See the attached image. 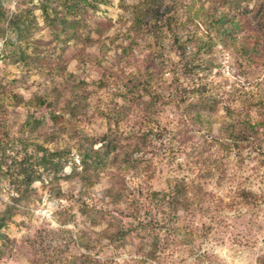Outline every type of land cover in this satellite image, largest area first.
Returning a JSON list of instances; mask_svg holds the SVG:
<instances>
[{"label": "rangeland", "instance_id": "rangeland-1", "mask_svg": "<svg viewBox=\"0 0 264 264\" xmlns=\"http://www.w3.org/2000/svg\"><path fill=\"white\" fill-rule=\"evenodd\" d=\"M210 8L214 0H0V210L16 209L1 231L0 264H34L26 245L36 235L44 237L35 244L39 250L81 237L74 251L132 264L129 243L91 244L106 219L84 207H104V178L117 172L121 158L111 156L101 181L85 191L71 176V163L52 154L80 136L104 134L109 117L119 121V132L147 134L131 154L136 168L123 173L134 187L147 182L164 191L184 180L220 201L211 233L198 241L215 256L213 264H264V138L228 152L220 143L224 107L235 119L264 121V0H238L233 10L244 26L227 45L200 21ZM174 22L177 41L169 31ZM250 30L258 39L248 37ZM179 44L187 69L180 67ZM139 66L157 73L161 98L144 95L125 112L113 88H96ZM178 83L206 86L203 102L210 109L201 115L210 118L191 121L195 105L165 101ZM48 92L49 109L32 106L35 95L43 99ZM52 130L57 136L47 141ZM69 159L78 160L75 149ZM29 174L34 181L26 188ZM240 190L252 193L254 205L239 200ZM143 264L201 263L187 246L172 244L157 261Z\"/></svg>", "mask_w": 264, "mask_h": 264}, {"label": "trees", "instance_id": "trees-1", "mask_svg": "<svg viewBox=\"0 0 264 264\" xmlns=\"http://www.w3.org/2000/svg\"><path fill=\"white\" fill-rule=\"evenodd\" d=\"M237 2L238 0H214L216 8L206 10L204 17L200 19L207 30L217 32L224 45L233 44L235 42L234 32L242 30L244 26L242 19L237 18V15L234 14L236 12L233 7ZM148 12L152 13L150 10ZM140 21L139 18L135 19L137 25L142 24ZM174 25L175 31L172 29L169 31L171 37L177 41V22H174ZM247 33H249L248 37L258 39L259 34L256 30H250ZM257 43L255 40L254 45ZM177 49L179 57L182 59L180 67L187 69V64L183 65V60H185L183 45L179 44ZM125 50H123L124 54ZM172 72L176 74V68H173ZM156 75L157 73H154L153 69L148 66H139L135 68L134 72L116 74L117 77L112 82L109 79L100 80L96 88L104 89L109 86L113 88V96L122 99L121 106L125 111L132 108L134 103L144 95L152 98L162 97L163 90L154 86L156 78H158ZM176 75V79H178L179 75ZM206 94L205 85L184 87L178 83L172 86L167 98L164 97V99L168 103H175L178 108H181L182 105L185 107L195 105L194 114L189 115V119L203 122L204 118L211 117V113L201 115L202 110L209 111L210 109L203 102ZM50 95L48 92L43 99L35 95L31 101L32 106L37 105L38 108L45 106L49 109L52 99ZM223 111L224 117L221 126L226 134L220 138V143L225 151L232 150L233 145H257L258 141L264 138V121L251 122L249 119H235L236 115L231 116L230 114L233 113L228 107H224ZM113 114H117L116 111ZM111 119L110 117L107 119L109 127L99 137L87 139L80 136L75 139L74 144H65L59 152L52 153L55 158L58 157V160L71 163V176L80 183L81 188L85 191L93 189L101 181L100 173H103L111 165V156L121 158L119 167L116 168L117 172L104 178L107 179V185L101 193V204H105L104 207L97 208L96 205L89 207V204H83L84 207L90 208L95 214L106 219L105 228L98 234L97 241L91 242V244L100 243L102 240H107L110 243H129L134 253L132 264L157 261L159 256L165 253L172 244H175L187 246L192 255L196 254V261L199 263L213 264L215 256L207 250H203L198 241L211 233L213 224L217 221L215 213L220 201L205 192L201 186H189L184 180L171 181L168 189L164 191L152 190L147 182L134 187L133 182L127 181L123 173L136 168L137 161L132 160L131 154L134 151L138 152L143 146L147 134L134 130L119 132V121L110 123ZM56 136L57 132L52 130L46 134V139L47 141L53 140ZM180 143L184 144L186 141ZM72 149L78 153L77 161L69 159ZM258 149H261L260 146ZM24 180L22 185L27 188L34 181L33 175L29 174ZM18 192L22 194L20 190ZM237 197L249 205H254L253 195L249 191L240 190ZM17 201L20 199L18 198ZM15 211L16 209H12L10 206L0 210L1 238H5L1 231L11 223ZM43 240V236L36 235L26 245L29 250H32V255L36 259L32 262L34 264H119L113 260L98 259L87 250L84 252L80 249L78 252L74 251L71 245L76 247L78 241L83 244L81 237H75V239L69 237L67 241L57 239L39 250L35 244L38 242L40 245ZM132 244L134 245L132 246Z\"/></svg>", "mask_w": 264, "mask_h": 264}]
</instances>
